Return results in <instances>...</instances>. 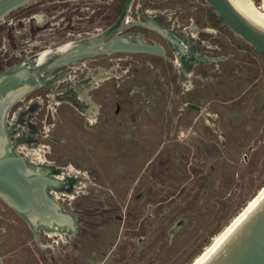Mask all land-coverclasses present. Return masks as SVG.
<instances>
[{"label": "rangeland", "instance_id": "1", "mask_svg": "<svg viewBox=\"0 0 264 264\" xmlns=\"http://www.w3.org/2000/svg\"><path fill=\"white\" fill-rule=\"evenodd\" d=\"M32 1L43 3L31 11L37 24L53 21L54 0ZM77 1L83 13L85 0ZM92 1L101 7L102 0ZM99 18L93 28L101 26ZM17 22L10 26L19 43L15 51L23 46ZM54 35L45 37L52 41ZM248 56L243 93L227 96L234 98L229 102L212 95L211 87L198 110L150 106L121 83V134L94 135L81 118L82 131L73 123L55 131L54 119L41 141L44 159L72 167L73 190L55 192L76 229L40 231L36 239L25 221L7 210L9 228L0 238L5 264H190L208 252L264 192V58L255 50Z\"/></svg>", "mask_w": 264, "mask_h": 264}, {"label": "flooded vegetation", "instance_id": "2", "mask_svg": "<svg viewBox=\"0 0 264 264\" xmlns=\"http://www.w3.org/2000/svg\"><path fill=\"white\" fill-rule=\"evenodd\" d=\"M76 1L54 0L51 22H35L31 11L43 3L32 0L0 18V100L13 91L17 95L0 117V159L17 156L40 167L43 173L44 167L49 168V175L58 177L62 167L54 161H38L34 156L41 148L44 156L41 141L49 136L48 125L55 119L53 130L67 123L79 128L77 119L81 118L94 135L121 134L118 133L124 121L119 118L123 111L120 104L123 98H119L121 83L134 90L139 103L182 105L194 110L199 109L204 101L202 95L208 89L213 88L215 92L211 94L226 102L234 99L227 96L235 95L236 91L243 93L251 65L248 52L255 49L235 35L204 0H130L114 33V37H122L127 49L104 50L47 69L45 64L60 50L108 30L123 12L127 0H102L101 7L95 8L92 0H85L83 13ZM252 3L257 8L264 6V0H252ZM20 6L23 8L19 10ZM96 15H100L101 26L93 28ZM15 19L18 21L15 25L21 26L19 35L23 42L17 51L14 47L19 45L18 39L10 30ZM82 27L85 31H77ZM50 33L55 34V40L45 37ZM143 45L154 51L131 48ZM97 57L101 58L100 65L93 64ZM20 88L26 89L18 93ZM110 102L115 103L112 114H109ZM188 104L198 108H190ZM70 113L72 120L68 118ZM129 119L134 120L132 113ZM72 130L75 136L77 132ZM67 178L70 184H65V189L70 191L74 178L70 175ZM50 192L54 195L55 191ZM7 210L23 219L0 198V221L5 224H0V238L2 232H8ZM2 251L0 258L5 264Z\"/></svg>", "mask_w": 264, "mask_h": 264}, {"label": "water", "instance_id": "3", "mask_svg": "<svg viewBox=\"0 0 264 264\" xmlns=\"http://www.w3.org/2000/svg\"><path fill=\"white\" fill-rule=\"evenodd\" d=\"M26 1L0 0V18ZM204 1L235 35L264 56V28L253 25L231 0ZM129 2L126 1L123 12L108 30L75 41L70 47L56 53L45 64L46 68L68 65L104 50L127 49L122 37H114V33L122 23ZM131 48L154 51L144 45ZM21 89H18V93ZM16 96L13 91L1 98L0 117ZM187 106L198 108L190 104ZM44 168L43 173L40 167H34L17 156L0 159V198L22 216L36 239L40 231L56 230L68 234L76 229L73 215L65 211L50 192L67 191L65 184H70L67 176H51V170ZM0 264H4L1 258ZM204 264H264V198Z\"/></svg>", "mask_w": 264, "mask_h": 264}, {"label": "bare ground", "instance_id": "4", "mask_svg": "<svg viewBox=\"0 0 264 264\" xmlns=\"http://www.w3.org/2000/svg\"><path fill=\"white\" fill-rule=\"evenodd\" d=\"M231 2L233 3V5L239 10L241 11L245 17L248 18V20L253 24L256 25L258 27H262L264 28V6L261 5V8H257L253 3L252 0H231ZM263 11V12H262ZM59 51V50H58ZM63 51V50H60ZM42 149V148H41ZM40 150H36L34 152V156L38 159V161L43 160L44 156L42 151ZM30 156V155H29ZM33 157V156H32ZM35 159V158H34ZM41 164V163H40ZM47 165V164H46ZM52 166V165H51ZM58 168V167H57ZM60 170V171H59ZM58 170V174L57 176L60 178L62 177H66L68 176L69 171L72 170L71 166H67L65 168H61ZM74 170V169H73ZM73 172V171H71ZM76 172V171H75ZM55 173V172H54ZM74 173V172H73ZM70 183V182H69ZM68 187V186H67ZM74 188V187H73ZM70 189V188H69ZM73 190V189H72ZM66 195L69 193L68 191L66 192L65 190H63ZM71 191V190H70ZM64 192H61L62 194ZM53 193V192H52ZM60 193V194H61ZM54 196L58 197L59 195L57 194V192H54ZM63 196V195H62ZM264 198V192L257 198V200L254 202V204L249 207L247 209V211L241 215V217L239 218V220L233 225L231 226L226 232L225 234L219 239V237L221 236V234L225 231L222 230L220 233L216 234L215 237L212 239V244L217 240L218 242L212 247L210 244L209 246H207L205 248V250L209 249L210 250L208 252H206L205 254H199L190 264H204L214 253L215 251L222 245V243H224V241H226V239L235 231V229L238 227V225L247 217V215L258 205V203ZM48 234H57L60 233L56 230L53 231H45ZM64 234V233H63ZM200 258V259H199ZM199 259V260H197Z\"/></svg>", "mask_w": 264, "mask_h": 264}]
</instances>
